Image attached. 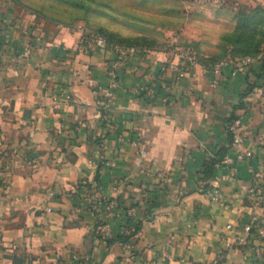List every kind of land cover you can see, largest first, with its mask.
<instances>
[{"label": "crops", "instance_id": "crops-1", "mask_svg": "<svg viewBox=\"0 0 264 264\" xmlns=\"http://www.w3.org/2000/svg\"><path fill=\"white\" fill-rule=\"evenodd\" d=\"M258 4L219 1L212 51L194 65L165 48L129 55L105 107L114 54L85 48L83 24L0 0V264H264L260 227L245 229L253 213L264 225L263 75L258 64L227 66L216 83L204 66L236 53L223 37ZM232 114L253 154L205 176L230 144ZM108 199L117 214L102 207Z\"/></svg>", "mask_w": 264, "mask_h": 264}, {"label": "rangeland", "instance_id": "rangeland-1", "mask_svg": "<svg viewBox=\"0 0 264 264\" xmlns=\"http://www.w3.org/2000/svg\"><path fill=\"white\" fill-rule=\"evenodd\" d=\"M34 12L64 24H83L97 32L129 45L147 48L189 47L197 55L213 43L218 3L222 0H15ZM258 32L250 36L264 57V19ZM262 38V40H261ZM261 63V62H260ZM259 64V63H258ZM261 65V64H260ZM260 71L261 68L259 67ZM261 86H264V72Z\"/></svg>", "mask_w": 264, "mask_h": 264}, {"label": "built area", "instance_id": "built-area-1", "mask_svg": "<svg viewBox=\"0 0 264 264\" xmlns=\"http://www.w3.org/2000/svg\"><path fill=\"white\" fill-rule=\"evenodd\" d=\"M87 32L82 36L81 42L85 48L88 50H101L103 52H110L114 54L108 67V75L110 78L109 88L104 89L100 96V101L103 106L108 107V103L113 94L114 89L120 85V74L124 68L126 59L129 55H145L149 53L147 47H140L135 45L124 44L115 40L108 38L107 36L97 33V32ZM53 45L60 46L58 42H54ZM175 52L180 61H183L185 65H194L199 62V58L195 50L189 47L174 48L171 50ZM258 62V58L253 55H244L240 57H225L218 59L217 61L209 64H204L205 69L210 71L214 75V82H219L224 76V68L230 66L233 72L237 73ZM178 66L175 63H171V66ZM144 90L150 95H154V88L149 85L143 86ZM55 100L60 98V95H54ZM229 130L232 132V140L230 142V147L234 149V152L228 151L220 163L223 164H233L239 160L250 157L253 154L251 149H246L243 147L244 133L242 128V122L239 117L234 118L229 124ZM135 145H140L139 141H133ZM140 153L143 155L146 153L145 148L140 145ZM219 163V162H218ZM162 177L167 178L166 173L163 171L161 173ZM210 197L214 201H220L222 195L219 189L211 188L208 190ZM248 193L254 201V206L259 205L262 198V188L260 185H254L249 190ZM119 203L116 199H108L106 204V211L109 216L115 215L119 212ZM51 209V207H49ZM131 214V211H128ZM258 216L253 213L251 220L245 225L247 231H251L255 225L260 228L261 235L264 236V225L258 224ZM231 226V225H229ZM106 225H102L101 230L106 232ZM109 232V231H108ZM126 232H130L128 228ZM230 244V243H228Z\"/></svg>", "mask_w": 264, "mask_h": 264}, {"label": "trees", "instance_id": "trees-1", "mask_svg": "<svg viewBox=\"0 0 264 264\" xmlns=\"http://www.w3.org/2000/svg\"><path fill=\"white\" fill-rule=\"evenodd\" d=\"M237 18L238 19H237L236 32L234 34L225 35L222 41V43H224V46L227 45L228 43H232L234 45V48L232 51H235L236 53H231L230 55L219 56L217 58L210 60L209 62H205L206 64L213 63L221 58H225V57L235 58V57H240L244 55H251V54H246V53L250 51L251 52L258 51L259 45L258 44L256 45L255 43H251L249 40V37L252 35L255 36L258 32V25H259L258 23L261 21V19H264V6L260 4L253 6V7L244 5L243 8L240 9L237 15ZM107 37L110 38L109 36ZM256 64H258L262 70L260 71V73L264 72V57L263 56L259 57L258 62ZM261 75L263 74L261 73ZM245 93H247V91H245L244 94ZM234 118L236 117L234 114H232V116L230 117V121L228 122V128H229L230 122ZM229 135H230V142H231L232 132L230 130H229ZM229 149H230V144L229 146H220L217 152L215 153V155L206 161L204 171H203L205 176H210L213 173L214 166L222 160V158L229 151ZM107 202L108 200L102 206L105 210H106ZM96 213L99 214V211L96 210ZM134 227H135V230H137L140 227V223H136ZM135 230L130 231V233L126 235H121L118 238L122 240H127L129 236H131L135 232Z\"/></svg>", "mask_w": 264, "mask_h": 264}]
</instances>
